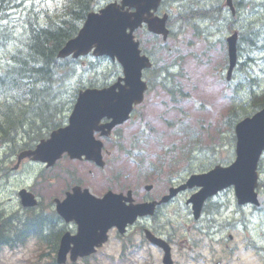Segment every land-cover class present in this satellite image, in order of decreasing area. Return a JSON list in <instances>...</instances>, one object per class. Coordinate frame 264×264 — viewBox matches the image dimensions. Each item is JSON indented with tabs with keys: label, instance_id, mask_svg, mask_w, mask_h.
I'll return each mask as SVG.
<instances>
[{
	"label": "rangeland",
	"instance_id": "rangeland-1",
	"mask_svg": "<svg viewBox=\"0 0 264 264\" xmlns=\"http://www.w3.org/2000/svg\"><path fill=\"white\" fill-rule=\"evenodd\" d=\"M198 1L201 5L207 6L215 3L213 0ZM182 2L183 0L168 2L165 8L171 13L176 12V7ZM10 16L15 18L13 12ZM246 17H251V14L245 13L241 20H247ZM221 20H217L213 25L202 24L201 28L205 30L203 35L197 36L191 29H187L183 34L178 32L176 39H169L166 43L167 49L161 46L160 40L154 41L150 35L139 33L141 44L143 42L149 50L160 48L157 59L172 72V84L184 95L180 99L175 97L172 101V97L166 94V91L153 86L145 103L138 107L131 120L119 127L115 132L117 134L106 142L108 155L104 169L85 161H72L66 156L50 169L25 162L18 171H14L5 153L12 154L15 148L0 147L1 222L7 221L15 213L19 217L29 213L22 208L18 199V191L22 188L31 189L38 196L41 207L37 213H41L43 207L47 211L51 209L53 199L63 198L66 191L75 183L90 188L96 196H101L108 189L118 192L130 188L138 191L137 201H140L143 196L148 195L144 189L147 185H153L154 189L149 194L157 197L165 194L173 183L184 179L181 172L186 171L189 174L192 171L202 172L200 168L203 164L209 167L211 160L217 164L229 165L235 159L236 145L228 121L232 106L229 98L235 96L237 92L239 100L241 98L242 104L249 108V86L256 92L264 89V52H252L249 56L243 50L240 53L242 66L239 65L231 82H227L226 73L223 75L228 64L225 60L227 50L224 41L232 32H229ZM218 22L220 26L217 25ZM237 29L239 25L236 23L232 30ZM6 50L7 47L0 45V58ZM175 59H178L179 63L172 65ZM101 63L100 66L96 63L102 70L97 76L92 71L79 69L78 74L65 83L64 91L57 92L61 98L57 105L59 109L62 107L61 117L65 123L69 108L71 110L73 106L72 94L79 83L88 86L91 80L106 82L107 79L108 83L114 80L110 76L114 65L108 60ZM105 74L108 76L105 77ZM253 79L257 81L254 83ZM150 131L160 138L159 144L157 142L147 144V137L152 135ZM135 136H138L139 140L132 148ZM116 144H120L126 150L132 148L130 151L132 154L123 155L116 148ZM164 154L166 161L162 158ZM259 170L260 180L264 183V159ZM191 193L192 191H188L182 194L170 207L163 210L164 213H176L179 216V220L172 222L175 227L167 229L169 235L173 232L175 234L178 261L195 260L201 264H217L219 261L222 264H264V186L259 190L261 205L257 208L237 206L233 190L224 192L217 199L224 207L217 214L216 220L222 212L224 214L216 222L213 239L206 238L199 229L194 230L197 223L190 215V206L186 205ZM209 205L203 219L206 227L213 219L210 212H216L215 204ZM34 250V241H31L24 250L0 248V264H38L39 257ZM104 253L108 256L120 254L118 241L115 239L91 260V263L95 264L96 260L108 264L104 259ZM152 256L157 263L160 259L159 252L152 251ZM27 258L32 259V262ZM129 258V264L133 261L137 263L139 253L136 252ZM50 259L48 254L40 264Z\"/></svg>",
	"mask_w": 264,
	"mask_h": 264
},
{
	"label": "water",
	"instance_id": "water-1",
	"mask_svg": "<svg viewBox=\"0 0 264 264\" xmlns=\"http://www.w3.org/2000/svg\"><path fill=\"white\" fill-rule=\"evenodd\" d=\"M161 0H122V4L113 3L100 11V14L92 13L88 16L84 28L79 35L69 41L62 50L60 56L66 57L71 54L75 58L89 54L94 48L95 56L107 55L113 60L117 59L124 70V78L114 86L102 91L87 90L80 94L72 117L70 126L54 134L52 140L35 152V160L49 161L56 154L68 152L72 158H81L83 155L88 160H93L102 164L101 148L102 144L94 139V131L99 130L98 122L104 116L113 119V122L106 125L109 132L118 124L124 123L133 109L134 104L143 101V95L147 85L142 82V70L151 66L147 57H141L139 43L134 41L133 32L143 22L148 24L149 30L156 34H163L165 39L168 35L166 29L167 16L164 19L154 17L152 10H157ZM228 5L232 6V1L228 0ZM135 8L136 12L130 13L125 8ZM128 30L130 32L128 33ZM236 42L237 35L228 39L230 47L231 66L230 71L236 63ZM124 82V85L121 84ZM108 97H120L119 102L101 107L99 109H88L83 101L85 99L94 101ZM251 122V123H248ZM248 123L247 139L240 138L241 124ZM103 128V127H102ZM260 129L264 130V109L253 118L242 121L237 126V161L229 168H217L206 175L193 177L189 186H203V190L193 197L194 213L199 217L204 201L218 191L235 186L236 194L240 204H258V193L255 192L258 186V162L264 151V135L260 134ZM108 132V133H109ZM55 151V152H50ZM57 157V156H56ZM210 178V179H209ZM185 188V187H184ZM22 203L25 207L36 205L32 194L22 191L20 193ZM111 196L108 197V199ZM171 197V196H170ZM106 199V198H105ZM90 196L88 192L83 196H74L72 199V209L68 212L70 199L66 201L64 208L60 212L68 220L76 218L87 228V235L94 233L99 240L91 241L86 246L75 249L74 257L90 255L95 247L106 241L105 223L113 220L112 225L125 226L136 219L137 215H144L151 211V205H141L118 209L116 205L107 206V211L98 216L97 212L101 207V202ZM106 199V200H108ZM100 231V233H99ZM98 232V234H97ZM100 234V235H99ZM67 242H63L59 261L65 260Z\"/></svg>",
	"mask_w": 264,
	"mask_h": 264
},
{
	"label": "trees",
	"instance_id": "trees-1",
	"mask_svg": "<svg viewBox=\"0 0 264 264\" xmlns=\"http://www.w3.org/2000/svg\"><path fill=\"white\" fill-rule=\"evenodd\" d=\"M102 1L0 0V45L7 47L0 58V144H16L22 137L38 139L42 126L51 128L54 120L61 117L62 107L59 109L57 105L61 98L56 96L57 91H64L65 83L70 81L77 66L81 67L82 61L60 59L58 53L67 41L78 34L87 15L98 9ZM184 1L176 7L177 15L171 19L173 33L191 29L197 36L203 35L205 30L201 28L202 24L213 25L222 19V24L229 30L236 23L239 25L242 36L240 53L244 50L250 56L252 52L264 51V0H234L239 11L236 21L228 10L220 12V7L201 5L198 0ZM213 1L218 3L222 0ZM25 4L26 11L23 10L22 17L15 18L12 24H4L8 11L21 10ZM245 13L251 14V17L242 21ZM160 44L167 49L166 45ZM157 63L162 62L157 59ZM177 63L178 59H175L172 65ZM164 67H154L153 70L155 73L161 72L160 84L178 97L182 91L172 84L171 74H163ZM118 71L116 67L114 74ZM249 89L250 98L254 89L252 86ZM253 101L256 108L263 107L264 93L254 97ZM242 103L241 98L239 100L237 97L232 111L236 123L244 115H249Z\"/></svg>",
	"mask_w": 264,
	"mask_h": 264
},
{
	"label": "bare ground",
	"instance_id": "bare-ground-1",
	"mask_svg": "<svg viewBox=\"0 0 264 264\" xmlns=\"http://www.w3.org/2000/svg\"><path fill=\"white\" fill-rule=\"evenodd\" d=\"M106 0H103L102 1V3H104ZM240 1V0H239ZM246 1V0H245ZM261 1V0H260ZM242 3V2H241ZM174 4V3H173ZM251 5V4H250ZM185 7V6H184ZM193 6H191V8H192ZM248 7V6H247ZM26 8V4L23 6V7H21V10H19V9H13V10H11V11H8V13H7V15H6V17L7 18H9V19H6V22L8 23V22H10L11 24L13 23V22H15L16 21V19L15 18H18L19 16H21L22 17V15L24 14L23 13V10ZM203 9V8H202ZM176 10H177V8H176ZM25 11H26V9H25ZM14 13V16H15V18H10L11 16V13ZM182 12V11H181ZM228 12L231 14V16L233 17V19L236 21V20H238V17H239V11L237 10V8H236V6H235V4H234V0H232V6H231V8L228 10ZM177 13V11L175 12V15H177L176 14ZM182 14V13H181ZM195 21H197V20H195ZM219 23V22H218ZM264 23V22H263ZM256 25V24H255ZM171 27V29H172V26H170ZM256 27H258V26H256ZM187 29H183V30H179V31H175L176 33H183V32H185ZM238 31H239V33L241 32V29L239 28V29H237ZM236 31V30H235ZM235 31H233L232 29L231 30H229V32H235ZM258 31V30H257ZM174 32V31H173ZM255 32V31H254ZM211 36H212V34H211ZM155 39H157V40H160L159 42L160 43H162L163 45H166V43L168 42V40L169 39H176V38H174V37H171V36H168L167 35V37H166V39H165V37H164V35L163 36H156L155 37ZM167 46V45H166ZM64 47V46H63ZM61 52H62V48H61V50L59 51V53H58V57L60 58V59H67V58H69L68 56H66V57H61L60 56V54H61ZM262 52H264V51H262ZM240 53V52H239ZM154 62H155V65L156 66H154V67H159V66H162L161 65V63H157V57L156 56H154ZM96 63L100 66V65H102V63H100V62H98V61H96ZM179 63V62H178ZM177 63V64H178ZM242 63V62H241ZM116 69V68H115ZM154 71V70H153ZM157 73V72H156ZM55 78V77H54ZM257 80H252V82H256ZM37 87V86H36ZM44 88V87H43ZM179 96L177 97V96H175L176 98H178V99H180L181 97H183V93L182 94H178ZM229 99H231L234 103H235V101H236V99H237V93L235 92V96H230V98ZM18 138V137H17ZM21 139H26V138H24V137H22V138H20L19 140H18V142H20V140ZM19 143H13L12 145H10V143H6V142H3L2 144H0V147H7L8 149H12L13 147L15 148L17 145H18ZM38 217H43V214H38L37 215Z\"/></svg>",
	"mask_w": 264,
	"mask_h": 264
},
{
	"label": "snow or ice",
	"instance_id": "snow-or-ice-1",
	"mask_svg": "<svg viewBox=\"0 0 264 264\" xmlns=\"http://www.w3.org/2000/svg\"><path fill=\"white\" fill-rule=\"evenodd\" d=\"M119 100H120V97H108L105 99L94 100V101L85 99L83 103L88 109L93 110V109H99L101 107L117 103L119 102ZM248 123H251V122H248ZM248 123L241 124L240 129L238 130L240 132V138L241 136H243L245 140L247 139V135H248ZM260 134L264 135V130L260 129Z\"/></svg>",
	"mask_w": 264,
	"mask_h": 264
},
{
	"label": "flooded vegetation",
	"instance_id": "flooded-vegetation-1",
	"mask_svg": "<svg viewBox=\"0 0 264 264\" xmlns=\"http://www.w3.org/2000/svg\"><path fill=\"white\" fill-rule=\"evenodd\" d=\"M147 200H148V201H153V200H155V199L148 198ZM162 208H163V207H159V209H158V213L160 212V210H162ZM152 231H153L154 234L162 236L161 231H160V230H158V231L155 230V227H153ZM121 239L126 243V242H128V241H131V240H132V237L128 234V235L122 236ZM131 246H132V244L129 243V244L126 245L125 247H131ZM175 264H179V263H178V262H175Z\"/></svg>",
	"mask_w": 264,
	"mask_h": 264
}]
</instances>
